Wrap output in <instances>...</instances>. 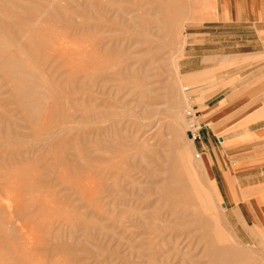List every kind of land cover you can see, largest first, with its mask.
<instances>
[{
    "label": "rangeland",
    "instance_id": "1",
    "mask_svg": "<svg viewBox=\"0 0 264 264\" xmlns=\"http://www.w3.org/2000/svg\"><path fill=\"white\" fill-rule=\"evenodd\" d=\"M10 1L30 8L36 3V32L23 41L0 23V264H167L162 259L163 252L174 246L171 237L176 235L181 254L171 258L170 264H212L208 251L209 237L214 235L215 247L237 254V264H264V212L259 213L257 205L264 208V185L243 190L245 199L241 203L249 204L252 197L258 200L250 201L255 212H239L244 227L236 229L234 212L227 211L230 202L220 193V200L216 197L217 185L209 160L196 150L194 141L193 154L189 145L194 123L199 127L196 115L207 106H199V99L192 96L202 93L207 100L233 82L226 83L222 74L197 81L180 72L188 30L217 19L216 0L153 2V14L164 10V19L177 25L176 31L170 34L164 26H158L162 36L155 41L166 47L155 55L146 52L148 44L133 47L130 82L138 90L130 96L122 93L105 101L113 107L108 110L119 118L113 124L95 123L90 137L83 121L88 106L86 87H81L86 75V0ZM5 4L0 0V16H16L13 21L20 27L16 18L26 20L29 13H18V6ZM98 10L97 6L93 20L97 56L102 52L101 40L108 35L106 17ZM152 20L156 25L155 15ZM31 44L36 53L29 51ZM6 53L28 66H23V79L11 76L4 68L9 61ZM32 54H36V68L27 60L32 59ZM99 58L93 72H97ZM140 90L147 93L144 99L140 98ZM93 97L92 106L100 111L103 105L97 87ZM252 107L255 121L264 118V105ZM243 124L240 122L236 129ZM263 126L264 123L256 127ZM106 129L119 149L109 144ZM140 147L144 148L143 154L139 153ZM194 153L207 159L205 167L197 164ZM258 158L256 162L236 165L235 169L229 166L236 173L259 176L264 172V151L258 153ZM134 159L139 163L134 164ZM127 169L134 178L128 175L131 181L121 175ZM102 170L111 172L117 180ZM112 180L118 187L112 185ZM110 185L116 189H110ZM118 189L120 194L115 193ZM141 191L146 195L142 196ZM139 216L148 220L147 227L134 221ZM200 219L204 222L200 223ZM181 227L186 230H179ZM254 228L257 238L249 234Z\"/></svg>",
    "mask_w": 264,
    "mask_h": 264
},
{
    "label": "crops",
    "instance_id": "2",
    "mask_svg": "<svg viewBox=\"0 0 264 264\" xmlns=\"http://www.w3.org/2000/svg\"><path fill=\"white\" fill-rule=\"evenodd\" d=\"M215 4L216 20L189 28L180 72L197 81L218 74L226 83L233 81L207 100L202 93L192 97L199 99V106L207 105L196 115L201 140L194 143L195 148L209 160L218 191L230 202L227 211L234 212L237 229L244 227L239 212H254L250 201L258 200L252 197L244 205L240 202L245 199L243 190L264 185V172L245 175L229 166L235 169L256 162L258 153L264 151V126L256 127L264 118L255 121L252 107L264 105V0H216ZM240 122L246 124L236 129Z\"/></svg>",
    "mask_w": 264,
    "mask_h": 264
},
{
    "label": "bare ground",
    "instance_id": "3",
    "mask_svg": "<svg viewBox=\"0 0 264 264\" xmlns=\"http://www.w3.org/2000/svg\"><path fill=\"white\" fill-rule=\"evenodd\" d=\"M4 1H6L5 7H13V8L16 7L17 8V6H18L19 12H18V10H16L18 13H20V12L22 13V11H27V13H29V17L25 14L26 17H28V18H26V20L25 19L24 20H21V18H18L20 16H18L16 18L17 19V22L20 23L19 24L20 27H17L18 25L16 26V22L13 21V19L16 16L13 19H12L13 15L10 18H9V16L7 17L5 15L0 16V23L2 24V26L5 24V26L7 28L12 29L11 33L15 34L17 36V39L20 38V40H23L24 41L27 36H29V35H31V34H33V33L36 32V7H33V6H36L35 5L36 3L33 2L34 3V4H32L33 5L32 6L33 8L32 7L30 8L29 6H24L23 3H18V4L15 5V4H12V2L10 0H4ZM95 1H97V2H95ZM153 2L157 4L159 2H164V0H86V3H85V12H84V19L86 21L85 22L86 24H85V27H84V31H85V35H86V43H85L86 44V49H85V68H86V75L84 76V80L82 81V84H81L82 86L81 87L82 88L83 87L84 88L86 87V93H85L86 96L85 97L87 99L88 106L85 109L83 121H85L84 126L86 128L88 127L87 129H88L89 137H90V135H91V133L93 131L92 130L93 129V125L95 126V123H97L96 126L98 124L99 125L101 124V126H102L103 124H105L107 122H111V121H112V124H113V123H115V120L116 119L118 120V118H119V115L116 112L109 111L108 110L109 108H113V107L112 106H110V107L107 106V102H105V101L112 100V99L118 97L119 95H122V93H125V95L130 96L132 93L137 92V90H138V86L136 84H132V82H130L131 75H132V69L131 68H133V66H134V63H133L134 57H133V54H132L133 47L139 46L141 43L144 44V45H147L148 44L150 46V49L148 48L146 50V52L148 54H152L153 53L155 55L156 53H158V51H161L162 52V50L166 47V46L164 47V45H163L164 43L162 44V42H161L159 44V43H157L155 41V40L159 39L162 36L161 35L162 28H159V27H161V26L163 27L164 26L166 28L165 30L168 29V31H169L170 34H172V32H175L176 31L177 25H175V24L169 22L168 20H165L164 19V17H165L164 16V12H165L164 10L156 11L155 14H153V9L151 7V5L154 4ZM97 6H98V8L100 10H102V13H104V15L106 17V20H107V23H106V32H107L108 35L105 38H103V40H101V42H100V49H101L102 52H100V54H98V56H100V58H99L100 59V62L98 63L99 67L97 69V72H93L92 70L97 66V64L95 63V60L98 57L97 56V53L94 50V35H93L94 34V24H93V20H94L95 15H97ZM100 10H98V11H100ZM22 14H20V15H22ZM17 15H19V14H17ZM153 15H155V18H156V20H154V22L156 23V25H154L153 22H152L153 21L152 20V16ZM98 16H100V15H98ZM151 25L152 26H157V27H155V30L156 29L157 30L156 31H153L154 29H152V26ZM99 29L101 30V28H99ZM7 32H8V30H7ZM8 33H10V32H8ZM33 36L36 37L35 34ZM123 36H127V37H123ZM7 41L9 42V40H7ZM7 41H5V43ZM155 42L157 44H159V45L158 46L155 45V47L151 49V45L152 44H156ZM5 43H4V45H5ZM19 43H20V41H19ZM125 45L128 47V49L126 51H122V48ZM6 47L7 46L5 45V50H6ZM12 49H15V48H12ZM8 51H11V50H8ZM29 51H31V53L34 51V44H31L29 46ZM3 52H4V50H3ZM19 52L20 53H18V54L21 55V52L22 51H19ZM9 53H11V52H9ZM9 53H6V55H4L9 60L8 61V64H5L4 68L8 71V73L11 76L16 77L18 79H23V78H21L22 73H23V70H22L23 69V66L26 67L27 69H28V66L22 60H21L22 62L20 61L18 63V60L13 59V58H11L9 56V55H11L13 53H11V54H9ZM33 53H36V52H33ZM33 55L34 54H32V59H30V57H29V59H27V60L30 61V64H32L33 67L36 68V54L34 56ZM21 56H23V55H21ZM159 56H160V54H159ZM14 67L16 68V70H15ZM96 75H97V77H96ZM30 76H34V75L32 74ZM17 82L20 83V81H18V80H17ZM26 84H28V83H26ZM81 87H80V89H81ZM95 87H97L98 95H99V97H100V99L102 101V105H103L101 107L100 111L96 110V108H94L92 106V103L94 101L93 93H94ZM81 91H83V90H81ZM114 96H116V97H114ZM146 96H147V93L144 90H140V98L141 99H144ZM171 97H172V94H171ZM173 98H174V96H173ZM174 103H176V102H174ZM140 104L144 105L142 102ZM145 115H144L143 119H146L145 118ZM6 119H9L8 116H7ZM140 121H142V120H140ZM143 123H141V124H143ZM77 127L78 128H81L82 125L79 124ZM102 128H104V127H102ZM172 128L173 129H176V128H174V126ZM173 129H172V131H174ZM102 131H103V129H102ZM106 131H107V129L105 130V132ZM188 132L189 133H192L191 131H188ZM120 135H122V132H121ZM107 136H108V133H107L106 137ZM108 138H109V136H108ZM120 138H121V136H120ZM108 140L110 141L109 144L112 147V144L115 143V140L113 139V137H110ZM189 141H190L189 145L191 147L190 148L191 149V154H193V151L195 150L194 147H193V140L192 139H189ZM118 145H119V143H118ZM113 146H115V145L113 144ZM115 148L119 149V146L117 147V145H116ZM143 150H144V148H141L140 147L139 153L144 152ZM197 154L198 153H194V159L196 161L198 160L197 161V164H200V165H202V166L205 167L206 164H207V162H208L207 159H204L201 154H200V158H197ZM140 157L143 158V156H141V154H140ZM135 160L136 159H134L133 161H135ZM141 160L142 161H140V160L139 161L140 162H143L144 159H141ZM89 161H91V160H89ZM133 163L135 164L136 161L133 162ZM137 163H139V162H137ZM129 164H130V162H129ZM140 164L142 165V163H140ZM138 166L140 167V165H138ZM176 166H178V165H176ZM109 167H111V166H109ZM129 167L132 168V166H129ZM131 170H133V169H131ZM140 170H141V168H140ZM140 170H139V172H140ZM102 172H103V170H102ZM108 172L109 171H106V172L104 171L103 174L104 173L107 174ZM128 172L129 171L127 169L126 172L125 173L124 172L121 173V175L123 176L125 174V179H128L129 176L131 175L130 174L131 172H129V173ZM109 174L111 175V172H109ZM109 174H107V175L109 176ZM141 175H143V174H141ZM111 176L114 177V180L117 178V176H113V175H111ZM118 178H119V175H118ZM132 179H134V178H132ZM178 179H180L179 182L183 186L184 185V180L181 177V175L179 176ZM114 180H112V185H114V183H116V181L113 183ZM118 180H121V178H119ZM129 180H130V178H129ZM132 181H134V180H132ZM123 182H125V181H123ZM126 182L129 183V181H126ZM133 183H135V181ZM112 185L109 186L110 189H111ZM117 185H118V183H117ZM117 185H114V186L115 187H118ZM130 185H134V187H135V185H137V184H132L131 183ZM114 186L112 188H114ZM134 187L132 186L133 189H135ZM115 189L116 188H114V190ZM148 189H149V187H148ZM187 189H188V187H187ZM114 190H112V192H114ZM214 190H215L216 197L218 198V200H220V198H219V191H218V189L216 188L215 185H214ZM117 191H119V189L116 190L115 193H117ZM139 193H142V196H145L146 195V194H143L142 191L139 192ZM118 194H120V191L118 192ZM142 196H141V198H143ZM189 203L187 201V204H189ZM189 205H191V204H189ZM177 206H179V205H177ZM192 206H194V205H192ZM258 210L260 211L259 213L262 214L260 208ZM179 214H180V212H179ZM141 217L142 216H139L138 218L137 217L134 218V221L137 220V225L139 223V224L143 225V227H147L145 224H146V221H148V220L145 221L146 218L143 220L142 219L143 217L142 218ZM152 221L149 220V222H152ZM199 221H200V223H203L204 222V220H201V219ZM205 222L209 223L208 220H205ZM200 223H198V225ZM169 224H171V223H169ZM166 226L168 228L169 225L166 224ZM148 228L150 229V226L149 225H148ZM148 228H147V230H148ZM151 228H152V226H151ZM154 229L155 228L153 227V230ZM179 230L182 231V230H186V229H184V228L182 229V227H181V229H179ZM149 232H151V231H149ZM158 233H160V232L158 231ZM257 233L258 232H257V229L256 228L251 229L249 231V234L253 238H257L258 237V234ZM161 234H163V233H161ZM188 234H190V233H188ZM154 236H156V235H154ZM152 237H153V235H152ZM188 237L190 238V235ZM216 237H217L216 235H214V237L211 236V238L209 237V245L210 246H209V251L208 252H209V254H211V263L212 264H237L238 262L236 263V261L239 260L238 259V256H236L237 254L235 255L234 252H231V254H232L231 255V254H229L227 252V250H224V248H216L215 247L214 240H216ZM175 238H176V241H177V244L176 245H175V240H174ZM163 239H162V243L164 244ZM165 239H166V237H165ZM179 240H180L179 239V236H177V235L171 237V242L173 241L172 244H174V246L171 245L172 248L170 246L171 249H168L169 247L166 248L167 246L165 245L166 246L165 248L167 250L165 249L166 251L163 252V258H162L165 263L170 264L171 263V261H170L171 258H174V257H177L178 258L179 255L181 254L180 253V249L177 248ZM168 241H170V240H168ZM151 256L154 257L153 254H151ZM186 257H188V256L186 255ZM186 259L189 260V258H186ZM150 260H153V258L151 257ZM172 261H173V259H172ZM151 262L152 261H150V263ZM182 262L184 263V260H182Z\"/></svg>",
    "mask_w": 264,
    "mask_h": 264
},
{
    "label": "built area",
    "instance_id": "4",
    "mask_svg": "<svg viewBox=\"0 0 264 264\" xmlns=\"http://www.w3.org/2000/svg\"><path fill=\"white\" fill-rule=\"evenodd\" d=\"M188 115L190 117L193 116V114L191 112L188 113ZM196 115V114H195ZM194 115V116H195ZM193 128H195V131L192 133V138H193V141L196 142V141H200L201 140V134H200V130L201 128L200 127H197L196 124L194 123L193 125ZM197 158H200V154H197Z\"/></svg>",
    "mask_w": 264,
    "mask_h": 264
},
{
    "label": "water",
    "instance_id": "5",
    "mask_svg": "<svg viewBox=\"0 0 264 264\" xmlns=\"http://www.w3.org/2000/svg\"><path fill=\"white\" fill-rule=\"evenodd\" d=\"M188 135H189V136H191V134H190V133H189Z\"/></svg>",
    "mask_w": 264,
    "mask_h": 264
}]
</instances>
